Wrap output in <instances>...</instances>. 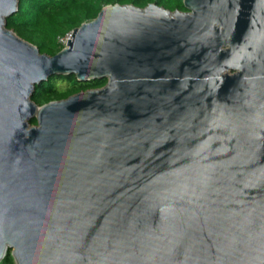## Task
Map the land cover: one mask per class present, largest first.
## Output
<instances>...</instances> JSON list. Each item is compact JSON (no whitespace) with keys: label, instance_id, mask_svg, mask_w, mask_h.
Returning <instances> with one entry per match:
<instances>
[{"label":"water","instance_id":"1","mask_svg":"<svg viewBox=\"0 0 264 264\" xmlns=\"http://www.w3.org/2000/svg\"><path fill=\"white\" fill-rule=\"evenodd\" d=\"M183 2L49 55L0 0V263L264 264V0ZM57 74L107 83L38 105Z\"/></svg>","mask_w":264,"mask_h":264},{"label":"trees","instance_id":"2","mask_svg":"<svg viewBox=\"0 0 264 264\" xmlns=\"http://www.w3.org/2000/svg\"><path fill=\"white\" fill-rule=\"evenodd\" d=\"M157 3L172 11H185L183 0H19V11L6 21L7 27L34 43L42 53L55 55L64 48L60 38L83 23L94 20L102 8L112 4L146 7ZM107 79L81 81L75 74L53 75L36 86L32 99L40 106L69 98L79 92L98 89ZM34 119L32 124H36ZM0 264H16L11 251Z\"/></svg>","mask_w":264,"mask_h":264},{"label":"built area","instance_id":"3","mask_svg":"<svg viewBox=\"0 0 264 264\" xmlns=\"http://www.w3.org/2000/svg\"><path fill=\"white\" fill-rule=\"evenodd\" d=\"M70 38H71V34H68L67 36L60 38V42L64 44V47L67 46V43Z\"/></svg>","mask_w":264,"mask_h":264}]
</instances>
